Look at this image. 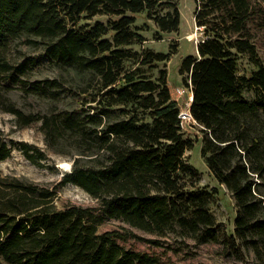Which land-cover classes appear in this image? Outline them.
Returning <instances> with one entry per match:
<instances>
[{"label":"trees","instance_id":"trees-1","mask_svg":"<svg viewBox=\"0 0 264 264\" xmlns=\"http://www.w3.org/2000/svg\"><path fill=\"white\" fill-rule=\"evenodd\" d=\"M194 2L203 36L180 63L191 93L182 104L160 67L167 53L132 48L149 26L137 25L141 13L158 37L178 31L176 0H0V110L20 126L39 122L47 148L72 159L53 188L0 170V264H157L117 244L145 239L133 228L219 243L264 264V63L253 39L264 0ZM44 66L77 80L37 77ZM12 91L47 105L26 112ZM183 109L198 126L195 139L182 131ZM195 142L216 186L202 184L187 158ZM14 145L34 163L46 158L37 145ZM11 146L0 137V161ZM65 183L98 206L57 209ZM223 187L230 227L210 210ZM109 217L129 228L98 232Z\"/></svg>","mask_w":264,"mask_h":264},{"label":"rangeland","instance_id":"rangeland-1","mask_svg":"<svg viewBox=\"0 0 264 264\" xmlns=\"http://www.w3.org/2000/svg\"><path fill=\"white\" fill-rule=\"evenodd\" d=\"M178 10L180 11L179 29L176 32L164 33L160 37L156 36L155 27L146 15L141 13L137 15V25L148 24V27L142 26L140 31L144 40L140 43L132 45V48H151L154 51L167 53V59L160 67L166 69L169 73V80L181 92L179 102L183 104L188 99L190 88L182 83V74L179 72L181 60L188 54H196V47L203 34L198 26L194 23V0H176ZM259 25L254 29V43L256 45L257 53L260 55L264 63V20L258 18L256 21ZM31 52V51H29ZM246 60V57L243 58ZM156 71V70H154ZM43 76H62L74 82L77 77L74 72L67 73L65 69L42 67L37 71V77ZM11 96L18 101V104L26 112L28 110L44 109L46 104L45 100H40L31 96L24 97L12 91ZM188 109L182 110L183 126L182 131L185 134L195 139L198 132V126L190 118ZM40 123L33 122L29 126H20L15 121L14 114L0 110V137L5 140L9 146L11 141H25L32 143L41 148L46 158L39 163H34L28 160L22 153L21 149L17 146H11L10 156L0 161V170L3 175L17 176L27 181H33L38 184L47 185L51 188L57 185L61 180L63 173L70 170L72 159L70 156L63 153H56L47 148L40 131ZM200 143L195 142V147L192 150H187L186 155L188 160L194 164L200 171L199 177L202 184H207L209 187L217 185L216 179H213L208 174L207 165L204 163L199 148ZM225 190L221 193L220 197L216 198L210 205L216 219L219 222L232 226L231 212L227 203L231 200V195ZM99 201L92 198L85 190L79 185L73 183H65L62 187L56 190L54 197V205L57 209H62L67 205H82L88 207H97ZM125 228L128 225L116 218H105L102 223L97 226L98 232L104 233L109 230H118L125 233ZM133 232L145 239L131 238L127 236L125 239H117L116 242L124 249H130L138 254H146L149 258L154 259L157 264H258L254 255L246 254L245 258H237L235 255H230L223 249V246L214 242H202L196 244L195 241L186 239L179 242L174 233L168 236H158L146 232L142 229L133 228ZM157 239L158 244L146 241V239Z\"/></svg>","mask_w":264,"mask_h":264},{"label":"water","instance_id":"water-1","mask_svg":"<svg viewBox=\"0 0 264 264\" xmlns=\"http://www.w3.org/2000/svg\"><path fill=\"white\" fill-rule=\"evenodd\" d=\"M191 100H192V95H191V98H190V102H191Z\"/></svg>","mask_w":264,"mask_h":264}]
</instances>
